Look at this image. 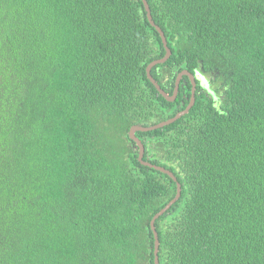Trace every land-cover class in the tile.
Here are the masks:
<instances>
[{"label": "trees", "instance_id": "16d2710c", "mask_svg": "<svg viewBox=\"0 0 264 264\" xmlns=\"http://www.w3.org/2000/svg\"><path fill=\"white\" fill-rule=\"evenodd\" d=\"M173 95L138 132L181 199L160 264H264V0H147ZM142 0H0V264H155L177 195L133 126L185 110Z\"/></svg>", "mask_w": 264, "mask_h": 264}, {"label": "water", "instance_id": "95a60500", "mask_svg": "<svg viewBox=\"0 0 264 264\" xmlns=\"http://www.w3.org/2000/svg\"><path fill=\"white\" fill-rule=\"evenodd\" d=\"M142 1L145 5L149 22L161 35L163 44H164L165 49H166V56L163 59L158 60V61H154L153 63H151L149 65V67L147 69V73H148V77H149L150 81L152 82V84L158 89L160 94L168 102H175L177 100L178 95H179V91H180V86H181V83H182L184 77H188L192 83V97L190 100V104L188 105V107L185 110L179 112L174 118L169 119L168 121L162 122L158 125H155L152 127H143V126L136 125V126H133L129 131V137L136 144V149L139 151L140 163L146 167H150L152 169H155L156 171L167 174L177 183V189L178 190H177L176 197L164 209H162L159 213H157L154 216L153 220L151 221V229H152V232L154 233V238H155V264H160V257H159L160 240H159V235H158V232L156 229V222L159 218H161L163 215H165L172 208L173 205H175L181 199L182 184L178 182L177 177L170 170H168L164 167H161V166L153 165L152 163L144 160L145 152H146L145 146H144L143 142L137 137V133L138 132L147 133V132H152L155 130L163 129L167 126H170V125L176 123L178 120H180L184 116L188 115L190 113V111L192 110V108L196 104V94H197L198 82L201 80L203 83V82H207L208 80L200 72L193 74V73L189 72L188 70H184L181 73H179V75L177 77L176 86H175L173 95H169L167 92H165V90H163V88L160 86V84L152 76V71H153L154 67H156L158 65L165 64L171 58L172 50L169 48L168 40H167V37H166L164 31L158 25H156L155 21L153 20L152 11H151V8L149 6L148 1L147 0H142ZM202 88H203V85H202Z\"/></svg>", "mask_w": 264, "mask_h": 264}, {"label": "rangeland", "instance_id": "374dc122", "mask_svg": "<svg viewBox=\"0 0 264 264\" xmlns=\"http://www.w3.org/2000/svg\"><path fill=\"white\" fill-rule=\"evenodd\" d=\"M202 85H203L204 89H206V90L211 89V87H209V85H208V82H203Z\"/></svg>", "mask_w": 264, "mask_h": 264}, {"label": "flooded vegetation", "instance_id": "af4514ba", "mask_svg": "<svg viewBox=\"0 0 264 264\" xmlns=\"http://www.w3.org/2000/svg\"><path fill=\"white\" fill-rule=\"evenodd\" d=\"M199 77H200V76H199ZM198 81H199V80H198ZM198 86L202 87V81H201V80L198 82Z\"/></svg>", "mask_w": 264, "mask_h": 264}]
</instances>
